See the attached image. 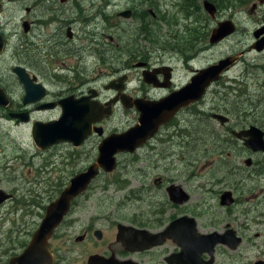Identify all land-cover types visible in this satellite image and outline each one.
Wrapping results in <instances>:
<instances>
[{"label":"flooded vegetation","instance_id":"af4514ba","mask_svg":"<svg viewBox=\"0 0 264 264\" xmlns=\"http://www.w3.org/2000/svg\"><path fill=\"white\" fill-rule=\"evenodd\" d=\"M5 1L0 0V36L5 41V48L0 54V89L6 94L9 104L6 108L0 107V119L12 122L16 128L27 126L30 133L34 124L57 121L62 115V107H68V102L64 106L62 102L68 99H86L92 106L100 107L92 108L93 110H110L108 115H103L100 119L96 116L95 121L94 116L92 117L90 134L78 146L65 142L43 150L35 147L38 157L35 159L38 166L34 171L35 178L41 174L52 178L50 186L47 185L44 190L33 191L30 200L23 202L24 207L41 212L38 227L47 209L69 185L70 180L85 172L96 161L100 142L111 134L123 133L136 125L139 117L136 102L141 108L155 110L154 103L179 92L191 82L198 71L237 56L219 79L205 88L198 101L177 109L172 106L171 110L175 111L166 123L156 127L151 138L133 153L116 156V167L118 158L124 155L132 162L151 161L154 166L150 167L153 168H158L157 161L160 159L170 162L188 161L192 156L193 146L187 138L188 134L196 132V128L192 126V116L197 115L194 120L199 122L198 125L204 121L203 129L208 130L211 136L215 134L214 140L208 138L214 147L210 151L212 158L214 151L221 154L213 169L223 168L224 177L217 182L225 183V187L218 193L219 201L215 203L222 216L213 215L212 208H209L205 215L210 213V217L204 218L200 211L205 210L207 204L190 202V191L187 188L194 185L193 176L189 175L194 174V171L190 170L185 172L187 177L180 184L161 177L150 184V176L143 174L144 182L139 190L146 208L134 214L129 203H100L95 205L96 209H92L87 202L90 189L87 187L85 192L71 200L61 223L47 240L53 264H264V151L248 149L245 146L248 139H238L233 135V132L256 128L263 134L264 142L263 43L260 44L263 47L259 51L254 49V45L264 39V22L259 23L252 32L247 50L232 52L213 62L199 65L197 63L201 60L198 59L214 46L209 43L211 31L216 28L217 23L223 22L216 21L217 8L213 17L204 10L203 2L212 3L209 0H181L182 4L177 9L179 17L173 19L167 20L166 16L160 15L156 10L150 12L151 18L156 21V28L147 21L144 27L135 30L151 44V50L144 52L140 48L114 43L111 37L109 40L112 47H109L110 44L101 43L98 32H88L101 27V24L90 23V15L80 9L76 4L77 0H28L32 1L33 6L29 7L30 4L22 8L27 15L33 13L35 18L32 20L24 17L18 23L19 29L28 37L18 35L15 29L12 34H7L1 16ZM28 1L15 2L20 5ZM259 3L263 4L264 0ZM255 8L256 5L253 4L250 11ZM126 11L132 14L131 10ZM67 13L74 18L73 21ZM146 14L147 12L142 13L144 16ZM43 16L49 19L48 22L40 20ZM181 22H189L182 34L179 24ZM212 22H215L213 27ZM50 23L54 24L53 34L55 28L58 34L64 31L68 41L77 42V48L68 47L69 42H61L60 38H52L53 46L47 53L48 40L39 42L36 30ZM76 23H84V26L75 28L72 24ZM233 24L235 32L232 35L238 31L236 24ZM259 30L263 31L256 37L255 33ZM166 34L182 41L185 50L180 51L181 48L176 46L160 49V37ZM179 35L182 38H178ZM232 35L217 44L223 43ZM8 48L12 63L5 67L2 60ZM152 50H161L162 54L154 56ZM246 53H256L261 59L248 62L244 59ZM15 68L23 71L17 74L14 72ZM130 71L137 72L136 80ZM4 73H7V80L12 85L6 84ZM19 73L23 77L27 75L32 84L42 87L44 95L39 100L23 104L24 87L19 80ZM17 84L22 92L20 99L15 101L12 95ZM34 93L40 94L37 91ZM209 93L213 97L219 95L229 110L206 107V96ZM159 110H170V106ZM118 111L124 112L126 117L132 114L138 116L134 122L130 120L124 127L115 128L111 123ZM16 114H26L28 122L11 117ZM214 114L224 115L228 118V123H217L212 119ZM184 134L186 139L182 137ZM166 147H171L172 150L167 151ZM143 149L144 154L139 156L138 152ZM207 153L209 154V150H206ZM239 153L247 156L243 162L237 157ZM195 161L196 159H192L191 168L196 166ZM101 173L104 174L99 172ZM216 173H206L209 176V185H213L211 177ZM248 182L254 184L251 191L257 196L253 195L252 198L257 201L244 204L240 201L244 199L240 192ZM171 185L179 186L183 190L187 195L185 202L170 201L167 188ZM155 192H158L157 197L159 200L162 198V201L154 200ZM223 193H230V198L234 201L221 204ZM7 194L11 198L0 207L12 201H20L14 194ZM149 197L152 201L147 200ZM177 221L180 223L175 224ZM38 227L24 245L23 242L17 244L18 249L22 246V250L19 253H10L4 264L25 249ZM133 229L141 233L133 234ZM196 236L204 238L199 240ZM59 239L61 243H55ZM2 248L0 243V249ZM252 251L256 252L253 259L250 255Z\"/></svg>","mask_w":264,"mask_h":264},{"label":"rangeland","instance_id":"374dc122","mask_svg":"<svg viewBox=\"0 0 264 264\" xmlns=\"http://www.w3.org/2000/svg\"><path fill=\"white\" fill-rule=\"evenodd\" d=\"M15 1L16 0L5 1L4 11L1 14L5 33L12 34V30L15 29L17 30L18 35L27 38L28 36H25L19 29L18 23L24 17H28L32 20L35 18L33 13L27 15L24 8H22L30 5L32 1L23 0L28 2L21 3L20 5L16 4ZM259 1L260 0H251L245 5H240L236 1L231 7L220 6L218 8L216 21L232 20L236 24L238 31L223 43L214 45L213 48H209V50H207L201 58L198 59L201 60V62L197 64L200 65L207 62H213L214 60H218L229 53L247 50L251 43L252 32L256 26L259 25V23L264 22V3L260 4ZM76 4L80 6V9L82 8L90 15V23L101 24V27L88 31L93 33L98 32L100 34L99 37L101 43L110 44L109 37H111L113 39L112 42L114 43L121 44L122 46L126 45L129 48H140L144 52L146 50H151V44L145 40L143 35L133 32V30L135 31L136 29L138 30L139 28L144 27L147 21L151 23L155 29L157 26L156 21L151 18L152 14H150V12H154L155 10L158 11L160 15L162 14L166 16L167 20L168 18L173 19L175 17H179L177 9L182 4V1L77 0ZM253 4L256 5V8L253 11H250ZM32 6L33 4L29 7ZM126 10L132 11L129 18L123 19L116 16V14H120ZM36 11H38L37 8ZM40 12L43 11L41 10ZM143 12H147L146 16L142 15ZM66 15L70 17V14L68 13ZM39 16L40 15L38 13L37 17ZM70 18L73 21L74 18ZM40 20H43V22L46 23L49 19L43 16ZM179 24L182 34L185 28L189 26V22H181ZM214 24L215 22H212L211 26L213 27ZM72 25L75 28H81L84 26V23H76ZM53 26L54 24L50 23L49 25L41 26L40 29L36 30L39 42L48 40L47 53L50 52L49 49L53 46L51 43L52 38H60L61 42H69L68 47L77 48V42L68 41L64 31H60L58 34L55 28V32L53 34ZM178 38H182V36L179 35ZM159 43L160 49L166 48L167 46H176L181 48L180 51L185 50V46H183L182 41H179L175 37L172 38V36H168V34L160 37ZM109 47H112V45L110 44ZM152 51L154 56L162 54L161 50H159V52L154 50ZM10 54L11 52L8 48L2 60V64L5 67L12 63V57ZM258 58L261 59L256 53H246L244 55V59L248 62L257 60ZM101 70H103L102 67ZM130 74L134 80L137 79V72L130 71ZM6 75L7 73H4L6 84L12 85L11 81L7 80ZM181 80H183V77ZM21 92L22 89L17 84L12 95L15 101L20 99ZM210 94L211 93L206 96V107L229 110L226 105L222 103L219 95H215L216 97H213ZM237 106H240V104H237ZM137 116V114H132L131 116L129 115L126 117L124 112L118 111L114 114L115 118L113 119L111 126L115 128H122L126 125V123H129L130 120L134 122ZM192 118V126L196 128V132L193 131V133L188 134L189 137L187 140L190 142V145L193 146L192 156L188 159V161L170 162L167 159L159 158L160 160L157 161L158 168H153L150 167L154 166L151 161L132 162L124 155L118 158V166L115 172L112 174L101 173L95 181L91 182L88 186L90 187L88 191L89 200H87L90 204L89 207L96 209L97 206L95 205L100 203H129L131 212L133 214L139 213L141 209L146 208L141 197L142 193L139 190L141 183L144 182L143 174L150 176V184H152V181L158 177L164 179L167 178L168 180L180 184L182 183L181 181L187 177L185 172L190 170L191 172L194 171V174H189L193 176L192 182H194V185H190V187L187 188L188 191H190V202L207 204L206 209L200 211L204 214V218L210 217V213L205 215V212H208L209 208H212L213 215L215 214L216 216L221 217L222 215L219 211V207L216 206L215 203H218L219 201L218 193L224 190L225 187V183L217 182L222 179L221 177H224L222 172L223 168L213 169L214 165H216L217 161L221 158V154L218 151H214V156L212 158L210 151L214 147L208 138L214 140L213 135L215 136V134H212L211 136V134L207 132L208 130L203 129L205 125L204 121L201 122L202 124L198 125L199 122L194 120V118H197V115L192 116ZM215 124L217 125V123ZM213 132L215 133V130H213ZM182 137L186 139L185 134ZM197 139L199 140L197 141ZM166 150L171 151L172 148L166 147ZM206 150H209V154H206ZM138 154L139 156H142L144 154V149L138 152ZM36 155L37 151L30 137L29 128L27 126L16 128L12 122L0 119V189L4 192L14 194V197L17 198V200H20L17 202L12 201L0 207V243L3 245V248L0 249V264H4L6 262L10 253H19L22 250V246L18 249L17 244L23 242L22 245H24L28 241L32 232L38 227V223L40 221L41 212L39 210L29 209L23 206V202L30 200L31 193L33 191L44 190L47 188V185L50 186L52 182V178L43 174L35 178L34 171L38 167L35 160L38 158ZM237 157L243 162L247 156L239 153ZM192 159H196V166H192L191 168ZM207 161H209V163ZM210 171L217 172L214 177H211L213 185H209V181H207L209 176L206 173H209ZM36 181L37 183H35ZM253 185V183L248 182L245 188L240 192L241 198H244L240 201L244 204L254 203L257 201L255 198H252L253 195L257 196L254 191H251ZM157 193H154V200L162 201V198L159 200V197H157ZM260 198L261 197H259V199ZM147 200L152 201V198L149 197ZM136 218L140 219V216H137ZM75 233L76 232H74V234ZM55 243L60 244V239L56 240ZM5 252L7 254H4ZM250 255L251 259H253L256 252L252 251ZM71 260H74V258Z\"/></svg>","mask_w":264,"mask_h":264},{"label":"water","instance_id":"95a60500","mask_svg":"<svg viewBox=\"0 0 264 264\" xmlns=\"http://www.w3.org/2000/svg\"><path fill=\"white\" fill-rule=\"evenodd\" d=\"M204 10L213 17L216 7L207 1L203 2ZM2 5L0 3V12ZM131 16L130 11H125L118 14V17L127 19ZM263 30L255 33L257 37ZM235 32V26L232 21L226 20L217 23L215 29L210 33L209 43L215 45L223 38L232 35ZM264 45V39L258 41L254 45V49L259 51ZM5 48V41L0 36V54ZM236 57L227 58L219 61L216 65L198 71L196 76L191 79V82L183 87L179 92L171 94L169 97L153 104L155 110H146L137 104V112L139 117L137 123L131 129L119 133L111 134L104 138L97 149L98 157L96 161L81 174L73 177L69 185L62 191L61 195L47 209L45 217L42 219L38 229L33 233L32 238L28 242L25 249L14 257H11L6 264H53V256L48 249L47 240L52 236L54 230L61 223L65 216L69 204L73 198L87 190V187L99 174L112 173L116 170V156L123 153H133L138 147L152 137L157 126L166 123L175 109L187 105L190 102L198 101L205 91V88L212 82L219 79L221 73L228 69L234 63ZM140 66V65H137ZM23 71V69L15 68L14 72ZM19 80L24 87L23 104L32 103L40 99L44 95L42 87L32 84L27 75L23 77L19 73ZM37 91L40 94L36 95ZM68 102V107H62V115L57 121L48 123H37L31 128L30 137L35 147L43 150L52 145L59 143H72L74 146L80 145L84 139L90 134L91 121L94 116L100 119L103 115H108L110 110H93L92 108H100L92 106L86 99L72 101L68 99L62 102V106ZM9 104L8 98L4 91L0 89V107L6 108ZM170 106V110H159L162 107ZM25 115V116H24ZM13 118H19L21 122H28L26 114L11 115ZM212 119L218 121L221 125L228 122L227 117L214 114ZM233 135L238 139H248L245 146L252 150L264 151L263 134L256 128H250L244 132H233ZM167 193L171 202L182 203L187 200V195L179 186L171 185L167 188ZM11 195L0 189V206L5 201L9 200ZM234 200L230 198V193H223L220 198L221 204L232 203ZM180 223V221L175 222ZM133 234H139L140 231L132 230ZM197 239L204 237L196 236Z\"/></svg>","mask_w":264,"mask_h":264},{"label":"trees","instance_id":"16d2710c","mask_svg":"<svg viewBox=\"0 0 264 264\" xmlns=\"http://www.w3.org/2000/svg\"><path fill=\"white\" fill-rule=\"evenodd\" d=\"M212 2L216 8L218 9L220 6L222 7H231L234 2H238L240 5H245L249 3L251 0H209ZM145 15V14H144Z\"/></svg>","mask_w":264,"mask_h":264},{"label":"bare ground","instance_id":"6f19581e","mask_svg":"<svg viewBox=\"0 0 264 264\" xmlns=\"http://www.w3.org/2000/svg\"><path fill=\"white\" fill-rule=\"evenodd\" d=\"M212 4H213V3H212ZM195 5H196V4H195ZM197 11H198V10H197ZM192 12H193V11H192ZM197 14H198V13H197ZM171 21H172V20H171ZM152 30H153V29H152ZM152 30H151V31H152ZM149 31H150V30H149ZM135 32H137V31H135ZM154 33H155V32H154ZM169 35H170V34H169ZM159 37H160V36H159ZM196 41H197V40H196ZM249 109H250V108H249Z\"/></svg>","mask_w":264,"mask_h":264}]
</instances>
